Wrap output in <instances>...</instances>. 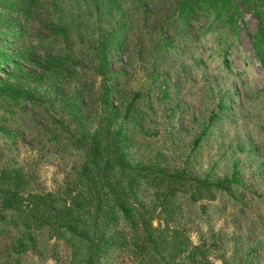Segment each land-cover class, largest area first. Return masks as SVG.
Returning <instances> with one entry per match:
<instances>
[{"label":"rangeland","instance_id":"374dc122","mask_svg":"<svg viewBox=\"0 0 264 264\" xmlns=\"http://www.w3.org/2000/svg\"><path fill=\"white\" fill-rule=\"evenodd\" d=\"M120 6L112 22L119 20L121 46L110 48L106 74H95L86 30L84 43L68 46L74 56L65 61L57 91L41 68L33 72L30 86L43 96L41 105L0 103V190L64 199L82 163L83 154L67 146L80 127L72 114L79 104L88 131L103 134L107 119L109 136L121 130L112 148L132 165L209 182L239 172L232 195L216 192L212 199L198 197L191 181H172L174 216L165 229L175 247L144 258L125 249L102 264H264L262 3L231 0L229 21L226 14L219 21L215 12H198L186 24L170 0H151L145 12L134 0ZM50 55L64 59L58 50ZM15 218H0V264H69L66 243L46 229L18 253Z\"/></svg>","mask_w":264,"mask_h":264},{"label":"trees","instance_id":"16d2710c","mask_svg":"<svg viewBox=\"0 0 264 264\" xmlns=\"http://www.w3.org/2000/svg\"><path fill=\"white\" fill-rule=\"evenodd\" d=\"M134 1L145 12V5L151 0ZM124 2L126 0H0V103L41 105L43 96L37 94L36 86H30L33 72L41 68L42 75L47 74L48 87L57 91V84L66 73L65 61L74 56L68 46L74 41L84 43L86 30L90 32L87 45L95 62V74H106L110 48L121 46L117 30L121 28L120 23L112 19ZM170 2L180 24H186L198 12H215L219 21H223L221 16L225 14L227 21L233 15L229 12L231 0ZM260 2L264 8V0ZM258 37L261 58L264 57V14L260 18ZM57 50L64 59L56 62L49 54ZM72 109L80 130L77 128L76 135H71L67 146L83 154L78 171L69 177L73 190L68 184V192L62 193L63 200H52L57 198V194L52 193L21 194L15 190H0V218L9 214L12 221L15 217L20 221L15 240L18 253L32 248L37 233L46 229L50 238L66 243L69 264H102L110 254L125 249H134L142 258L149 254L162 256L163 251L169 252L173 245L175 247L174 235L165 229L174 216L172 181H191L198 197L203 195L208 199L216 192L232 195L230 186L240 183L237 169L230 178L209 182L132 165L121 150L115 152V145L112 148L121 130L109 136L111 120L104 121L103 134L97 127L90 132L81 125L84 107L74 104ZM57 137L52 134L51 139L56 141ZM162 190L166 194L158 202L157 195ZM143 192L153 195L144 197ZM51 200L55 207L50 209ZM154 220H158L156 225Z\"/></svg>","mask_w":264,"mask_h":264}]
</instances>
